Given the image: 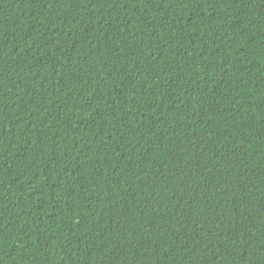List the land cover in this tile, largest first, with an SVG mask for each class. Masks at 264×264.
I'll list each match as a JSON object with an SVG mask.
<instances>
[{
	"label": "trees",
	"instance_id": "16d2710c",
	"mask_svg": "<svg viewBox=\"0 0 264 264\" xmlns=\"http://www.w3.org/2000/svg\"><path fill=\"white\" fill-rule=\"evenodd\" d=\"M0 264H264V0H0Z\"/></svg>",
	"mask_w": 264,
	"mask_h": 264
}]
</instances>
